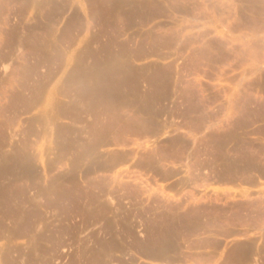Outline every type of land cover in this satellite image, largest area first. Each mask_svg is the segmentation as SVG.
<instances>
[{"label":"rangeland","instance_id":"374dc122","mask_svg":"<svg viewBox=\"0 0 264 264\" xmlns=\"http://www.w3.org/2000/svg\"><path fill=\"white\" fill-rule=\"evenodd\" d=\"M139 93L155 131L84 150L105 101L114 130ZM223 153L264 168V0H0V264H264V181L210 195Z\"/></svg>","mask_w":264,"mask_h":264},{"label":"bare ground","instance_id":"6f19581e","mask_svg":"<svg viewBox=\"0 0 264 264\" xmlns=\"http://www.w3.org/2000/svg\"><path fill=\"white\" fill-rule=\"evenodd\" d=\"M123 80H124V79H123ZM123 80H122V81H123ZM111 81H112V80H111ZM119 82H120V81H118L117 83L120 84ZM127 82H129V81L125 79V83H124V82H123V83H124V84H127ZM129 84H130V83H129ZM118 87H119V85H118ZM124 87H125V86H124ZM127 88H129V87L127 86ZM132 88H133V87H131V89H132ZM134 88H135V87H134ZM129 89H130V88H129ZM120 90H121V89H120ZM122 90H123V88H122ZM124 90H125V89H124ZM133 90H134V89H133ZM125 91H126V90H125ZM122 92H123V91H122ZM135 92H136V91H135ZM117 93H119V92H117ZM120 93H121V92H120ZM132 93H134V92H132ZM82 95H83V94H82ZM130 95H133V94H130ZM136 95H138V94H136ZM139 95H140V99H141V101H143L142 103H141V102H140V103H141V105H144V109H139L138 111H135V113H138V116H139V113H141V112H143V113H148L147 107H148V101H149V100H148V97H145V96L143 97V95H141L140 93H139ZM146 95H147V94H146ZM83 96H84V95H83ZM102 96H103V95H102ZM102 96H101V97H102ZM86 97H87V96H86ZM86 97H84V98H86ZM101 97H99V98H100V99H103V98H101ZM109 97H110V96H109ZM132 97H133V96H132ZM136 97H137V96H136ZM75 98H76V97H75ZM129 98H130V97H129V94H127V92H125V94L123 93V95H121V94L118 95V96H117V99H115V100H114V98H112V99H113V101L118 100V102H119V100H120V101L123 100V101H124L123 103L128 104V103H129V102H128V101H129ZM79 99H80V98H79ZM104 99H105V98H104ZM112 99H111V100H112ZM133 99H134V97L131 98V100H133ZM84 100H86V99H84ZM96 100H97V98H96ZM98 100H99V99H98ZM88 101H89V100H88ZM104 101H105V100H104ZM78 102H79V101H78ZM80 102H81V101H80ZM80 102H79V103H80ZM82 102H83V101H82ZM92 102H95V101H92ZM102 102H103V100H102ZM102 102H101V103H102ZM126 102H128V103H126ZM68 103H69V102H68ZM73 103H74V102H73ZM76 103H77V101H76ZM101 103L99 102L100 106L102 105ZM111 103H112V102H111ZM111 103H107V102L105 101V104H107V105L105 106V104H103L104 106L102 105V107H101V108H103V107H105V108L100 109L99 112L96 113L97 116H99V117H101V116H107L108 119H109V118L111 119V120H107V123L110 124V125H108V127H107V125H106L107 123H106V120H105V123H106L105 126H106V127H105V129H103V130L101 129V130H102L101 133H98L97 130H96V131H93V132L91 131L92 129L95 130V127H96L95 125H96V118H97V116H96L94 113H93V114H84V113L82 112V110H81V111L79 110V111L82 112L83 114H81V113L78 111L80 114H79V113L76 114V112H75V116H73L74 113H73L72 111L70 112L71 114L73 113V115H70V117H71V116H72V117H75L74 119L71 117L73 120H75V121H73V122H76V123H82V124H83V125H82V124L80 125V128H79V126L76 127V128H79V129H78V131H80V132H78L79 134H80V133H83L82 136H83V135H89V133H87L88 130H86V133H87V134H84V133H85V126L88 125L87 127H89V123H88L87 121H85V118H83V117H91V116H92V117L90 118V120L92 119V121H91L92 124H91L90 126H95V127H93L91 130H89V131H91V134H92V135H89L88 138H87L86 140L81 139V140H83V142H82V141H81V142L83 143V144H82V147H83L84 150H85V149H86V150H87V149H100V147H101L103 144H104V145H106V144H107V145H108V144H113V143L115 142V140H116V137H118L119 139H120V137L122 138L120 142L128 143L129 140H128V139H124V138H125L124 136H128V134H127V135H124L126 132L122 131L123 129L121 130V129H120L121 127L119 128L120 130H118V129H114V130H113V127H111L112 129L109 127V126L113 125L112 123L117 122L118 118L120 119V117H119L120 114H119V113H118L117 115L113 116L114 113L111 114V111H112V110L108 111V110H109L108 108L111 106ZM138 103H139V102H138ZM69 104H70V103H69ZM74 104H75V103H74ZM77 104H78V103H77ZM77 104H75V105H77ZM114 104H115V103H114ZM121 104H122V103H121ZM131 104L133 105V103H131ZM122 105H123V104H122ZM122 105H121V109L123 108ZM129 105H130V104H129ZM132 105H131V106H132ZM135 105H136V103H134V107H136ZM78 106H79V105H78ZM80 106H84V107H85V105H81V104H80ZM86 106L88 107L87 102H86ZM93 106H95V105H93ZM115 106H116V105H115ZM118 106H120V102H119V105H118ZM118 106H117V107H118ZM125 106H126V105H125ZM125 106H124V107H125ZM131 106H130V107H131ZM137 106H138V105H137ZM139 106H140V105H139ZM63 107L65 108V105H64ZM69 107H70V109L72 108L71 105H70ZM76 107H77V106H76ZM130 107H129V108H130ZM67 108H68V107H67ZM90 108H91V107H90ZM94 108H96V107H94ZM126 108H127V106H126ZM141 108H142V107H141ZM65 109H66V108H65ZM68 109H69V108H68ZM68 109H67V110H68ZM70 109H69V110H70ZM73 109H74V108H73ZM81 109H84V108L82 107ZM97 109H98V108H97ZM97 109H96V110H97ZM61 110H62V109H61ZM71 110H72V109H71ZM135 110H137V109H135ZM64 111H65V110H64ZM64 111H63V113H64ZM73 111H74V110H73ZM83 111H84V110H83ZM105 111H107V112H105ZM124 111H125V110H123V112H124ZM67 112H68V111H67ZM112 112H114V111H112ZM120 112H122V110H120ZM70 113H69V114H70ZM88 113H89V112H88ZM107 113H108V114L110 113V115H108ZM135 113H134V114H135ZM65 114H66V113H65ZM69 114H67V115H69ZM126 114H127V113H126ZM148 114H150V113H148ZM130 115H132V114H130ZM136 115H137V114H136ZM136 115H135V116H136ZM65 116H66V115H65ZM95 117H96V118H95ZM107 117H103V119H104V118L107 119ZM152 117H154V116H152ZM152 117H151V115H149V118H148V119H149V126H148V127L150 128V132H154V131H155V130H154V126H153L154 118H153V121H152V119H151ZM122 118H123V117H122ZM129 118L131 119V116H130ZM139 118H140V117H139ZM83 119H84V120H83ZM86 119H89V118H86ZM140 119H141V118H140ZM98 120H99V119H98ZM115 120H116V121H115ZM120 120H121V119H120ZM120 120H118V121L121 122V123H123V121H120ZM93 121H94V122H93ZM103 121H104V120H103ZM131 121L133 122V120H131ZM140 121H141V120H140ZM142 122H143V119H142ZM85 123H86L87 125H86ZM93 123H94V124H93ZM130 123H131V122H130ZM134 123H135V122H133V123H131V124H134ZM114 124H115V123H114ZM117 124H118V123H117ZM131 124H130V126H129L128 124H124V125H126V128H128V129H129L130 127L134 128L135 126H137V124H136L135 126H133V125H131ZM118 125H119V124H118ZM118 125H117V126H118ZM97 126H98V125H97ZM115 126H116V125H115ZM117 126H116V127H117ZM127 126H128V127H127ZM138 126H139V125H138ZM70 127H71V126H70ZM70 127H69V128H70ZM73 127L75 128V126H73ZM81 127H82V128H81ZM101 127H102V125H101ZM101 127H100V128H101ZM124 127H125V126H124ZM236 127H237V126H235V128H236ZM67 128H68V127H67ZM67 128L65 127V130H66ZM74 128H73V130H72L73 133H74V131L77 130V129L74 130ZM83 128H84V129H83ZM103 128H104V127H103ZM238 128H240V127H238ZM70 129H71V128H70ZM80 129H81V130H80ZM96 129H97V128H96ZM141 130H143V128H142ZM141 130H140V131H141ZM157 130H158V129H157ZM234 130H236V129H234ZM89 131H88V132H89ZM98 131H99V130H98ZM134 131H135V130H134ZM119 132H122V133L124 132V134H123V135H124V136H123L124 138L122 137V134L119 133ZM232 132H233V131H232ZM234 132H235V131H234ZM71 133H72V132H71ZM138 133H139V132H138ZM135 134H136V133H135ZM139 134H140V133H139ZM120 135H121V136H120ZM77 136H79V135L77 134ZM119 136H120V137H119ZM129 136H130V135H129ZM118 138H117V139H118ZM126 138H127V137H126ZM145 138H146V137H145ZM124 140H125L126 142H125ZM127 140H128V141H127ZM59 141H60V140H59ZM116 141H117V140H116ZM145 141H146V140H145ZM118 142H119V141H118ZM118 142H116V143H118ZM134 142H135V141H134ZM60 144H61V143H60ZM133 144H134V143H133ZM164 144H165V143H164ZM171 144H174V143H171ZM220 144H221V143H220ZM225 144H226V143H225ZM225 144H221L220 146H221V147H224L223 145H225ZM126 145H128V144H126ZM160 146H161V145H159L158 147L156 146V147H157V150H158V152L156 151V154H157L158 156H160V157H158L157 155H155L154 148H153V150L151 149V151L154 152L153 155H152L151 152H149V154H147V155H150V153H151V155H152L151 158H152L153 161H155V163H157V162H156L157 160H158L160 163H162L161 161H163V160L166 158L165 156H168V154L166 155V153H165L166 150L163 149L164 146L166 147V145H164L163 148H162V146H161V147H160ZM220 146H219V147H220ZM225 146H227V145H225ZM124 147H125V146H124ZM135 147H136V148H134L133 150H135V149H138V150H139L140 148H142V150H143V149L147 148V145H146V144L142 145V143H139V144H138L137 146H135ZM169 147H173V145H172V146H169ZM176 147H177V146H176ZM176 147H174V148H176ZM181 147H182V146H181ZM221 147H220V148H221ZM128 148H129V147H128ZM161 148H162V149H161ZM226 148H227V147H226ZM60 149H61V148H60ZM148 149H149V148H148ZM179 149H180V148H179ZM179 149H178V150H179ZM224 149H225V148H224ZM146 150H147V149H146ZM178 150H177V151H178ZM220 150H221V149H220ZM143 151H144V150H143ZM148 151H149V150H147V152H148ZM180 151H181V150H180ZM222 151H223V150H222ZM222 151H221V153H222ZM225 151H227V150H225ZM225 151H223V152H225ZM63 152H64V151H63ZM114 152H115V151H114ZM124 152H125V151H124ZM130 152H131V151H130ZM227 152H228V151H227ZM7 153H8V152H7ZM72 153H73V152H72ZM93 153H95V152H93ZM133 153H134V151H133ZM137 153H138V152H137ZM225 153H226V152H225ZM225 153H223V154H225ZM61 154H62V153H61ZM123 154H124V153H123ZM125 154H126V153H125ZM125 154H124V155H125ZM129 154L131 155L132 152L129 153ZM129 154H128V156H130ZM134 154H135V153H134ZM143 154H144V153H143ZM93 155H96V154H93ZM147 155H145V157H146L145 159L150 160V159H149L150 157L147 156ZM169 155H170V154H169ZM171 155H173V154H171ZM98 156H99V155H98ZM132 156H133V155H132ZM142 156H143V155H142ZM142 156H141V157H142ZM153 156H154V157L156 156V158H153ZM221 156H222L221 158H216V156H215L214 158H216V159H215L214 161H217V160H220V161H218L216 164H213V165H212L213 169H215L214 171H215V175H216V176H217L216 173H218V177H217V178H220L221 176H223V177H224V176H229L230 178H228V179H233V180H234L237 176L240 178L241 176H245V175H247V174H250V176L252 175V176L255 178V179H253V180H255L256 182H257V180H256V179H257L256 176H261V178H264V177H262V176H264V170H263L264 168L261 169V166H262V165H261V166L258 165V164H259L258 161H257L258 163L256 164V162L253 163L254 161H251L252 163H250V160L242 161V160L238 159L237 157H235V158L228 157L226 154H225V155H222V154H221ZM88 157H89V156H88ZM88 157H87V158H88ZM104 157H105V156H104ZM104 157H103V158H104ZM123 157L126 158V156H123ZM123 157H122V159H123ZM148 157H149V158H148ZM83 158L85 159L86 157H83ZM83 158H82V159H83ZM89 158H92V157H89ZM95 158H96V157H95ZM103 158H102V159H103ZM105 158H106V157H105ZM102 159L98 158L97 160H100V161H101ZM139 159H140V158H139ZM142 159H143V158H142ZM222 159H223V160H222ZM90 160H91V159H90ZM110 160H111V158H110ZM112 160H113V159H112ZM112 160H111V161H112ZM116 160H117V159H116ZM120 160H121V159H120ZM125 160H127V159H125ZM147 160H146V161H147ZM160 160H161V161H160ZM103 161H104V160H103ZM111 161H110V162H111ZM121 161H124V160H121ZM206 161H207V160H206ZM93 162H94V157H93ZM96 162H97V161H96ZM107 162H108V161H107ZM112 162H113V161H112ZM112 162H111V163H112ZM119 162H120V161H119ZM159 162H158L157 164H159ZM204 162H205V160H204ZM211 162H212V160H211ZM87 163H88V162H87ZM89 163H90V162H89ZM91 163H92V162H91ZM99 163H100V162H99ZM99 163H98V164H99ZM103 163H104V162H103ZM123 163H125V162H123ZM127 163H129V161H127ZM212 163H214V162H212ZM96 164H97V163H95V165H96ZM105 164H106V163H105ZM107 164H108V163H107ZM107 164H106V165H107ZM113 164H114V166H116L114 162H113ZM116 164H118L117 161H116ZM120 164H121V163H120ZM135 164H136V163H135ZM143 164H146V162L144 163V160H143ZM147 164H148V163H147ZM109 165L111 166L112 164L109 163ZM109 165H108V167H109ZM148 165H149V164H148ZM217 165H218V166H217ZM31 166H32V164H31ZM98 166H99V165H98ZM101 166H103V165H101ZM104 166H105V165H104ZM104 166H103V167H104ZM91 167H93V166H91ZM137 167H138V166H137ZM145 167H146V165H145ZM152 167H153V166H152ZM155 167H156V166H154V168H155ZM160 167H161V165H160ZM207 167H208V166H207ZM97 168H98V167H97ZM99 168H100V167H99ZM149 168H151V166H149ZM154 168L151 169V170L153 171V173H156V174H157L156 176H160V178H161V174H160V175L158 174V173H160V172H155L154 170H156V169H154ZM109 169H110V168H109ZM147 169H148V168H147ZM210 169H211V168H210ZM87 170H88V169H87ZM106 170H107V169H106ZM143 170H144V169H143ZM145 170H146V169H145ZM145 170H144V171H145ZM157 170H158V169H157ZM138 171H139V170H138ZM167 171H169V170H167ZM167 171H165L166 174H164L165 172H164L163 170H161V172H163V173H162V179H163V178L166 179V177H168V176L170 175V174L168 175L169 172L167 173ZM214 171H213V172H214ZM252 171H253V172H252ZM254 171H255V172H254ZM141 172H143V171H141ZM7 173H8V172H7ZM36 173H37V172H36ZM211 173H212V172H211ZM9 174H10V173H9ZM145 174H146V173H145ZM151 174H152V173H151ZM255 174H257V175H255ZM141 175H142V174H141ZM141 175H139V177H140ZM163 175H164V177H163ZM215 175H214V176H215ZM219 175H220V176H219ZM240 175H241V176H240ZM9 176H10V175H9ZM136 176H137V175H136ZM235 176H236V177H235ZM128 177H129V176H128ZM128 177H127V178H128ZM142 177H143V176H142ZM231 177H233V178H231ZM234 177H235V178H234ZM136 178H137V177H136ZM239 178H237V179H235V180H238ZM242 178H243V177H242ZM242 178H241V180L244 181ZM245 178H246V176H245ZM5 179H6V178H5ZM134 179H135V177H134ZM141 179H142V178H141ZM141 179H140V180H141ZM223 179H226V180H227L226 177H224ZM247 179H249V176L247 177ZM247 179H246V181H245L246 183L252 181V180H251V181L248 180V182H247ZM14 180H15V179H14ZM14 180H13V181H14ZM18 180H19V179H18ZM128 180H129V179H128ZM135 180H137V179H135ZM138 180H139V178H138ZM219 180H220V179H219ZM119 181H120V180H119ZM125 181H126V179H125ZM144 181H145V180H143V182H144ZM239 181H240V179H239ZM242 181H240V182H242ZM7 182H8V181H7ZM25 182H26V181H25ZM138 182H139V181H138ZM145 182H146V181H145ZM147 182H148V181H147ZM147 182H146V183H147ZM227 182H228V181H227ZM231 182H232V181H231ZM233 182H234V181H233ZM256 182H254V183H256ZM254 183H253V184H254ZM19 184H20V183H19ZM147 184H148V183H147ZM200 184H201V183H200ZM200 184H199V185H200ZM203 184H204V183H203ZM241 184H242V183H241ZM1 185H2V184H1ZM8 185H9V184H8ZM139 186H140V185H139ZM3 187H4V186H3ZM9 187H10V186H9ZM15 187H16V186H15ZM7 188H8V187H7ZM154 188H155V187H154ZM23 189H24V188H23ZM10 190H11V189H10ZM21 190H22V189H21ZM161 190H162V189H161ZM244 190H246V189H244ZM6 191H7V190H6ZM159 191H160V190H159ZM242 192H244V191H242ZM162 193H163V192H162ZM248 193H249V192L247 191V192H245V194H243V193H241V194L244 196V198H247V197L250 196V194H248ZM18 194H19V193H18ZM160 194H161V193H160ZM186 194H187V193H186ZM229 194H230V193H229ZM242 195H241V196H242ZM161 196H162V195H161ZM163 196H166V195H163ZM185 196H186V195H185ZM185 196H184V197H185ZM196 196H197V195H196ZM226 196H227V195H226ZM261 196H264V194L261 195ZM261 196H260V197H261ZM188 197H189V196H188ZM236 197H237V196H236ZM2 198H3V197H2ZM167 198H168V196H167ZM169 198H170V197H169ZM172 198L174 199V197H172ZM195 198H196V197H195ZM176 199H177V198H176ZM176 199H174V200H176ZM241 199H242V198H241ZM7 200H8V199H7ZM176 201H177V202H176L177 204L180 202V201L178 202V200H176ZM229 202H230V201H229ZM1 203H2V202H1ZM3 204H4V203H3ZM172 204H173V203H172ZM177 204H176V205H177ZM229 204H230V203H229ZM174 205H175V203H174ZM179 205H182V204H179ZM202 205H203V204H201V206H202ZM198 206H199V205H198ZM201 206H200V207H201ZM212 207H213V206H212ZM29 216H30V215H29ZM42 216H43V215H42ZM22 218H23V217H22ZM30 219H31V218H30ZM0 222H1V221H0ZM25 222H26V221H25ZM15 225H16V224H15ZM30 225H31V224H29L28 226L30 227ZM0 226H2L1 223H0ZM16 226H17V225H16ZM17 228H18V227H17ZM27 229H28V228H27ZM34 229H35V228H34ZM29 230H30V229H29ZM21 231H22V230H21ZM229 231H230V230H229ZM31 236H32V235H31ZM51 240H52V239H51ZM46 241H47V240H46ZM110 243H111V242H110ZM37 245H39V244H37ZM37 245H36V247H38ZM41 246H42V245H41ZM239 247H241V246L238 245V248H239ZM252 247H253V246H252ZM44 248H45V247H44ZM163 248H164V247H163ZM238 248H237V249H238ZM46 249H47V248H46ZM146 249H147V248H146ZM160 249H161V248H160ZM154 250H157V249L154 248ZM254 250H255V249H254ZM254 250H253V252H254ZM33 251H34V253H35V250H33ZM49 251H50V250H49ZM151 251H152V250H151ZM151 251H150V252H151ZM158 251H159L158 253H160L162 250H161V251L158 250ZM163 251H164V250H163ZM237 251H238V250H237ZM237 251H236V252H237ZM250 251H252V249H251ZM106 252H107V251H106ZM148 252H149V251H148ZM148 252H147V253H148ZM165 252H166V251H165ZM147 253H146V254H147ZM166 253H167V252H166ZM166 253H165V255H163V259H165L164 256H166L167 254H169V252H168L167 254H166ZM248 253H249V252H248ZM163 254H164V252H163ZM243 254H244V253H243ZM246 254H247V253H246ZM51 255H52V254H51ZM169 255H170V254H169ZM169 255H168V256H169ZM184 255H185V254H184ZM241 255H242V254H240V256H241ZM168 256H167V257H168ZM173 256H174V254H173ZM238 256H239V255H238ZM22 257H23V256H22ZM103 257H104V255H103ZM247 257H248V255H247ZM48 258H49V257H48ZM100 258H101V256H100ZM107 258H108V257H107ZM107 258H106V259H107ZM237 258H239V257H237ZM241 258H244V257L241 256ZM23 259H24V258H22V259H20V260H19V259L16 260L15 258H13V257L10 256L9 264H23V263H24V260H23ZM36 259H37V258H36ZM244 259H245V258H244ZM33 260H34V259H33ZM37 260H38V259H37ZM166 260H169V259L166 258ZM173 260H174V257H173ZM45 261H47V258L45 259ZM33 262H35V260H34ZM165 262H166V261H165ZM45 263H46V262H45ZM106 263H107V262H106Z\"/></svg>","mask_w":264,"mask_h":264},{"label":"crops","instance_id":"0c3cea01","mask_svg":"<svg viewBox=\"0 0 264 264\" xmlns=\"http://www.w3.org/2000/svg\"><path fill=\"white\" fill-rule=\"evenodd\" d=\"M120 117V116H119ZM141 119H140V118ZM121 118V117H120ZM132 119L131 120H133V122H135L134 124H131V123H133L130 119L128 120V123H126L125 121H124V123H126V124H128L129 126H130V124L131 125H133V126H135L136 124H137V126H135L134 128H132V127H130L129 129L128 128H126V125H123V126H121V130L122 131H124V132H128V130L129 131H131L132 133H136V134H139L140 133V135H143L144 133H149L150 132V128L148 127L149 126V114L148 113H143V112H141V113H139V116H138V114L135 116V115H133L132 117H131ZM142 119H143V122H142ZM118 120H120L119 118H118ZM117 120V122H114L115 124H120L121 122H119ZM141 120V121H140ZM116 121V120H115ZM121 121V120H120ZM94 122V121H93ZM131 122V123H130ZM114 123H112V124H114ZM92 124V123H91ZM94 124V123H93ZM139 125V126H138ZM125 126V127H124ZM128 127V126H127ZM119 128H117L118 130H120ZM143 128V130H141ZM135 130V131H134ZM141 130V131H140ZM124 132L122 133V132H119V133H121L122 134V137L124 136V135H126V133L124 134ZM139 132V133H138ZM124 134V135H123ZM121 136V135H120ZM119 136V137H120ZM125 137V138H124ZM123 138L124 139H126V136H124ZM118 137H116V140H115V142L114 143H116V142H120L121 141V137H120V139L118 138ZM125 141V140H124ZM126 142V141H125ZM113 143V144H114ZM121 143V142H120ZM218 161H214V163H210V164H216ZM215 170V169H214ZM253 172V171H252ZM255 172V171H254ZM159 175L161 174V178H162V173H158ZM164 174H166V173H164ZM217 174V176H216V178L218 177V173H216ZM169 175V174H168ZM255 175H257V174H255ZM170 176V175H169ZM168 176V177H169ZM220 176V175H219ZM241 176V175H240ZM245 176H246V178H245ZM245 176H241L240 178L237 176H235L234 178L235 179H237V178H239L240 179V181H242L241 180V178L244 180V181H242V182H240L239 181V179L238 180H233V179H228V178H230L229 176H224V177H226L227 178V180L226 179H223L224 177L223 176H221L220 178H217V180H213L212 182H211V187L212 188H210V189H208V191H209V193H210V195H212V196H216V195H220V194H225V195H227V196H229V195H231L232 193H239L240 194V198H244V196L241 194V193H243V194H245V192H249L248 194H250V191L252 190V188H254V189H257V187L258 186H260L261 184H260V182H262V181H264V178H261V176H256V180H257V182L255 181V180H253V179H255L252 175L250 176V174H247V175H245ZM249 176V179H247V177ZM158 177H160V176H158ZM163 177H164V175H163ZM168 177H166V179L168 178ZM262 177H264V176H262ZM231 178H233V177H231ZM164 180H166L165 178H163ZM220 179V180H219ZM246 179H247V182H248V180L249 181H251V182H248V183H246L245 181H246ZM206 180V179H205ZM205 180H203V181H205ZM228 181V182H227ZM232 181V182H231ZM234 181V182H233ZM254 182H256V183H254ZM242 183V184H241ZM254 183V184H253ZM208 184V183H207ZM203 184H200V186H202ZM213 187H219V188H213ZM244 189H246V190H244ZM174 190H177V188H175ZM242 191H244V192H242ZM230 193V194H229ZM242 195V196H241ZM261 195H263V194H261ZM194 195H192V197H193ZM172 198V197H174V199H176V200H181V198L182 197H175V196H170V195H168V198ZM230 230V231H229ZM235 233V232H238V230L236 229V230H233V229H227L226 230V233ZM205 238V237H204ZM208 238H210V240H211V243L210 244H212V245H215V244H221L222 246H224V245H226V242L228 241V239L230 238V236L229 235H227V234H224V233H219V232H215L214 233V235L212 234L210 237L209 236H207V238L206 239H208ZM240 246V245H239ZM238 248V246L236 247V249ZM255 248H254V246H253V250H254ZM244 253V254H243ZM251 253H253V251L251 252ZM237 255V257H239V258H237L236 257V259H238V260H246V259H248V257H247V255H249L250 253H247V254H245V252H244V248L243 247H239L238 248V251H237V253H236ZM240 254H242L241 256H243L244 258H241V256H240ZM239 255V256H238ZM168 255H166L165 256V260H166V258L167 259H169V260H172L173 259V256L172 255H169L168 257H167ZM213 261H215V258H213L212 259Z\"/></svg>","mask_w":264,"mask_h":264},{"label":"flooded vegetation","instance_id":"af4514ba","mask_svg":"<svg viewBox=\"0 0 264 264\" xmlns=\"http://www.w3.org/2000/svg\"><path fill=\"white\" fill-rule=\"evenodd\" d=\"M173 181H175V179H172L171 181H169V182H173Z\"/></svg>","mask_w":264,"mask_h":264}]
</instances>
